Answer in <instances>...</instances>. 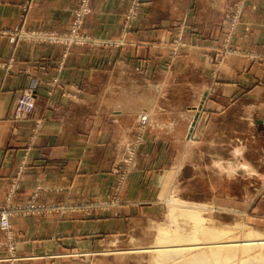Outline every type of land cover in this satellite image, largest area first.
<instances>
[{
  "label": "crops",
  "instance_id": "crops-1",
  "mask_svg": "<svg viewBox=\"0 0 264 264\" xmlns=\"http://www.w3.org/2000/svg\"><path fill=\"white\" fill-rule=\"evenodd\" d=\"M130 1L93 0L84 30L100 45L66 51L58 44H14L6 31L21 23L67 31L78 0H0V206L23 163L14 204L29 203L35 190L39 202L103 193L119 144L130 139L142 112L150 114L140 162L129 179L140 194L90 216L13 215L18 253L28 257L21 264L97 251L104 233L131 218L143 193L214 191L183 185L208 176L214 164L204 161L213 159L222 168L237 161L245 175L247 143H264V63L254 52L264 50V0L242 4L244 18L232 41L237 51L227 55L217 76L215 52L239 0H142L132 27L125 28ZM181 26L192 44L168 67V43ZM53 79L59 80L55 90ZM26 91H33L36 106L30 119L17 120L16 102ZM189 168L195 173L187 176Z\"/></svg>",
  "mask_w": 264,
  "mask_h": 264
},
{
  "label": "rangeland",
  "instance_id": "rangeland-1",
  "mask_svg": "<svg viewBox=\"0 0 264 264\" xmlns=\"http://www.w3.org/2000/svg\"><path fill=\"white\" fill-rule=\"evenodd\" d=\"M251 1L239 0L228 16L224 41L214 56V76L219 74L227 55L230 52L237 51V49L233 48L232 41L237 33L238 25L242 23L244 18V6L242 4L251 3ZM91 3H93V0ZM142 3V0L130 1L124 13L125 28L132 27ZM78 4L79 0L73 10L72 21L67 31L39 29L70 33L73 28L75 9L78 7ZM90 13L84 18L81 30V34L89 37L88 41L71 40L70 42L67 41V43L49 44L63 45L66 51L75 47L100 45L101 41L98 38L84 30L86 19ZM22 24L26 26L25 23H21L6 31V35L11 43H13L11 41L12 37L19 33L16 29L22 27ZM26 28L30 30L35 29L28 26ZM180 28L181 30L168 43V67H172L174 60L180 56L186 47L192 44V41L185 38L183 26ZM20 42L34 43L25 40H20L18 43ZM254 52L257 54V59L264 63V50ZM10 66L11 63L9 62L6 67L7 71ZM51 84L52 89L55 90L59 85V80L53 79ZM52 89L50 93L53 91ZM22 95L23 93L17 99L14 116L17 120H28L34 111L26 118L19 119L16 117L17 104ZM109 99L110 97H104L103 103L105 105L109 104ZM149 121L150 114L142 112L138 117L136 128L130 139L123 144H119L117 159L113 161L111 170L113 173L111 184L106 191L82 199L72 198L39 202L40 193L35 190L29 203L34 202L39 207L48 208L34 210V214L48 212L62 216L65 214L81 213L90 216L98 213L112 212L114 209L127 204L129 200H134V195H138L140 192L135 190V186L130 185L129 179L138 168L140 150L145 143L146 134L150 127ZM194 125L195 121L191 125L190 134L193 131ZM38 127L35 124L32 131V137L34 138L37 135ZM247 156L245 175L243 174L244 169L242 167L238 168L236 160L235 163L234 160L229 162L231 164L230 168H222V166H219L222 161L213 159L204 161V163L214 164V168L209 169L208 176L200 174V176L194 177L193 182L187 181L183 185L184 188H206L213 186L215 188L214 191L185 189L177 192L157 190L143 193L142 203L137 208H132L131 218L117 225L115 231L104 233L107 236L104 237L102 247L99 250L90 253L68 251L66 255L50 258L46 264H166L164 261L169 255L159 247H156L162 244L161 241L159 242V239L161 240L160 237L163 235L161 232H165L164 230L167 231L168 229L167 232L174 235L175 229H177L178 232L185 233L186 235H194V233L195 235H203L201 232L195 231L198 223L195 224L194 221L186 220L182 216H171V210L174 208L197 210L200 217L204 219L201 223L203 226L208 228L214 227V229H219V231L224 230L226 232L225 235H228L229 238L243 239L246 232L251 230L264 235V143L263 145H255L252 142H248ZM226 163L228 161H225V165ZM24 165L23 163L20 166L17 177L12 181L6 202L0 206V209L7 206L11 201L13 184L17 179L18 185L20 184L18 176L21 174ZM192 172L195 173L193 168L185 171L187 176ZM0 230L3 232V238H0V264H21L28 257H23L18 253V242L12 222L11 237H13V241L6 236V232L1 228V225ZM228 231L229 233H227ZM194 250L196 251L197 249Z\"/></svg>",
  "mask_w": 264,
  "mask_h": 264
},
{
  "label": "bare ground",
  "instance_id": "bare-ground-1",
  "mask_svg": "<svg viewBox=\"0 0 264 264\" xmlns=\"http://www.w3.org/2000/svg\"><path fill=\"white\" fill-rule=\"evenodd\" d=\"M171 216H182L198 223L195 231L203 235H184L177 229L174 235L168 233V229L161 232L159 242L162 244L155 246L169 255L164 261L166 264H264L263 234L251 230L243 239L229 238L224 230L203 226L204 219L199 212L188 208H174Z\"/></svg>",
  "mask_w": 264,
  "mask_h": 264
},
{
  "label": "built area",
  "instance_id": "built-area-1",
  "mask_svg": "<svg viewBox=\"0 0 264 264\" xmlns=\"http://www.w3.org/2000/svg\"><path fill=\"white\" fill-rule=\"evenodd\" d=\"M28 5H30L32 0H27ZM92 0H79L78 7L75 9V19L73 22V28L71 32H58V31H47L39 28L30 30L26 28L25 25L16 29L19 33L14 35L11 39L13 43H18L20 40L31 41L34 43L47 42V43H67L71 40L79 41H88L89 37L81 34V30L84 24V18L88 13L92 11L91 6ZM138 3V1H137ZM36 97L33 91H26L23 93L21 98L18 101L16 108V117L23 119L28 117L35 108ZM22 172V171H21ZM19 188L18 179L14 182L12 187V196L16 194L17 189ZM42 208L48 207H39L36 203L31 202L28 204H14L11 201L7 206L0 209V225L1 228L6 232V236L13 241L11 237V217L17 214H28L34 213V210H40ZM10 235V237H9Z\"/></svg>",
  "mask_w": 264,
  "mask_h": 264
}]
</instances>
